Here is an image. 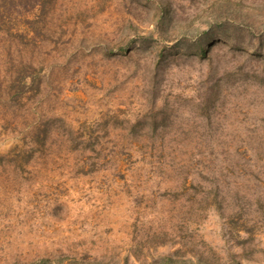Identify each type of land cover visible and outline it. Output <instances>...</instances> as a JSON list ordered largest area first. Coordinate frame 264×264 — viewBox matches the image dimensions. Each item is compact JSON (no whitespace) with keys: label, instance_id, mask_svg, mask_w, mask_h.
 Listing matches in <instances>:
<instances>
[{"label":"rangeland","instance_id":"374dc122","mask_svg":"<svg viewBox=\"0 0 264 264\" xmlns=\"http://www.w3.org/2000/svg\"><path fill=\"white\" fill-rule=\"evenodd\" d=\"M0 264H264V0H0Z\"/></svg>","mask_w":264,"mask_h":264}]
</instances>
